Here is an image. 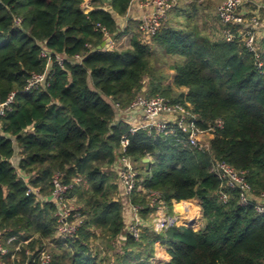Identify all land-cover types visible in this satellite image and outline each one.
<instances>
[{
  "label": "trees",
  "instance_id": "16d2710c",
  "mask_svg": "<svg viewBox=\"0 0 264 264\" xmlns=\"http://www.w3.org/2000/svg\"><path fill=\"white\" fill-rule=\"evenodd\" d=\"M83 1L0 0V104L13 98L0 116V261L38 264L46 249L49 264H160L153 261L159 243L170 256L164 264H264V214L240 206L212 172L213 161L225 162L245 173L255 194L264 193V37L259 68L240 27L229 26L234 38L226 40L228 25L207 0H176L147 40L135 22L116 24L133 0H90L86 14ZM98 24L111 38L132 33L128 46L98 50L105 40ZM41 74L44 81L25 91ZM138 95L188 103L189 120L202 130L222 120L210 153L151 129L132 132L113 105L125 109ZM122 138L137 173L130 201L141 208L138 239L126 231L118 197ZM56 173L80 217L70 238L56 237L49 201ZM154 195L169 215L174 202L197 200L200 227L155 232Z\"/></svg>",
  "mask_w": 264,
  "mask_h": 264
},
{
  "label": "built area",
  "instance_id": "2783aa9c",
  "mask_svg": "<svg viewBox=\"0 0 264 264\" xmlns=\"http://www.w3.org/2000/svg\"><path fill=\"white\" fill-rule=\"evenodd\" d=\"M140 7L144 9V13L136 18L137 28L140 31L143 39L147 40L154 35L162 23L166 20L169 10L175 5V0H137ZM254 4L257 8L264 9L262 5H256L255 0H221L217 6L216 13L219 20L228 25L225 30L226 40L234 38V33L229 26H239L238 35L243 46L255 55L257 66L260 68L263 61L260 60V32L264 29V20L257 14L245 10L246 5ZM93 9L90 0H84L81 4L83 13H88ZM105 9H109L105 7ZM120 17H115L118 25ZM18 25L20 20H15ZM104 36L108 38L109 42L104 47L110 49L118 48V39L111 38L107 30L96 25ZM41 57L46 58L48 64L50 63L49 51L42 49ZM79 60V57H76ZM57 61L61 65L62 58L57 56ZM45 74L33 75L27 82L24 90L29 91L37 87L44 81ZM13 102L12 96L6 102L0 104V116L10 108ZM115 111L118 113L135 111L139 113L141 120L137 124H131V131L136 129H151L156 134L162 135L166 138H175L176 141L183 142L198 150L210 153L209 141L213 138L215 129L222 128L223 122L218 119L214 124L206 130L196 127L193 121L189 118H195L190 113L191 106L186 103V107L180 103H172L162 96L147 97L145 95H138L129 107L122 109L115 103ZM128 140L122 138L121 147L119 149L120 156L115 163V172L117 174L118 182V197L122 202L123 216L125 218L126 231L134 238L139 237V226L141 219L139 217L140 206L131 204L130 196L135 187L136 169L135 164L131 159L125 156ZM145 159L151 160L150 157ZM212 172L221 181L223 187L229 190H234L237 193L238 203L243 207H252L257 214H264V193L255 194L247 180L245 173L237 170L229 164L222 161L212 162ZM62 176L56 173L51 181L52 191L49 201L54 204V217L57 224L56 237L70 238L74 235L80 217L76 212V208L72 203V198L67 196L70 186L64 185L61 180ZM80 180L76 179L74 182L78 183ZM220 199L225 202L228 199V194L224 190L220 191ZM150 206L156 205L155 213L152 216V229L155 232H161L173 225L179 224V216L169 215L164 203L154 195L150 201ZM189 223L194 224L195 220L189 218ZM182 225V224H181ZM5 249L0 246V254H4ZM50 256L46 249L40 250L38 254V264H49ZM0 264H4L0 261Z\"/></svg>",
  "mask_w": 264,
  "mask_h": 264
},
{
  "label": "crops",
  "instance_id": "0c3cea01",
  "mask_svg": "<svg viewBox=\"0 0 264 264\" xmlns=\"http://www.w3.org/2000/svg\"><path fill=\"white\" fill-rule=\"evenodd\" d=\"M262 5L264 6V4L262 3H258L256 2V5ZM256 6L254 4L251 5H246L245 6V10L252 12V10L254 11V8ZM144 9L140 7L139 3L137 0H133L132 3L130 4L128 11L126 13L125 17H120L118 18L119 23H118V27L120 29H123L125 27H127L131 22H135L137 24V22L135 21L136 18H139L144 12ZM261 13V17L264 20V10L260 12ZM132 33H126V34H122L119 38H118V49L121 48H126L128 46L129 40L125 43L122 41V38L126 35H129V39ZM264 37V29L260 32V36H259V40H261ZM123 42V43H122ZM172 72V71H171ZM117 115H120V117L126 121H128L131 124H137L140 122L141 117L139 115V113L135 112V111H129V112H123V113H118V111H116ZM18 161V155L16 154V156L13 158V163L16 165ZM182 202H188L190 203L193 207L192 208H188V212L191 213L192 210L194 211L195 214H197V216H195L196 219V223H199V227L202 223V219H201V212H200V207L198 205V201L195 199H190V200H184L181 201L179 203L174 202L173 203V212L175 213V215L180 216V212H178L176 210V206H178V204L182 203ZM183 205V204H181ZM198 227V228H199ZM156 263H160V264H164L166 262L169 261L170 256L167 252V248L163 247L162 245H160L159 243H157L155 245V256H154Z\"/></svg>",
  "mask_w": 264,
  "mask_h": 264
},
{
  "label": "rangeland",
  "instance_id": "374dc122",
  "mask_svg": "<svg viewBox=\"0 0 264 264\" xmlns=\"http://www.w3.org/2000/svg\"><path fill=\"white\" fill-rule=\"evenodd\" d=\"M184 1V0H183ZM190 0H185V2L187 3V2H189ZM256 2H258V3H262V4H264V0H255ZM175 2H176V0H175ZM207 3V5H206V7L209 5L210 7H212V6H215V8L217 9V6L219 5V3L221 2V0H207L206 1ZM211 9V8H210ZM129 40V35H126V36H124L123 38H122V41L123 42H127ZM122 42V43H123ZM166 72L167 73H169V74H171L172 72L171 71H169V70H166ZM91 87V86H90ZM92 88V87H91ZM184 205H190L191 206V208L193 207L190 203H187V204H184ZM181 205H178V206H176L177 208H176V210H182L181 208H182V206L180 207ZM183 211H185V210H183ZM183 215L184 214H182V217H183ZM189 215H192L193 216V220H195V222H194V224H193V227H190V228H193V229H198V227H199V223H196V219H195V216H197V214H195L194 213V211L192 210V212L189 214ZM181 225V224H180ZM184 226V225H183ZM187 227V226H186ZM154 262H156V260H155V258H154V260H153Z\"/></svg>",
  "mask_w": 264,
  "mask_h": 264
},
{
  "label": "bare ground",
  "instance_id": "6f19581e",
  "mask_svg": "<svg viewBox=\"0 0 264 264\" xmlns=\"http://www.w3.org/2000/svg\"><path fill=\"white\" fill-rule=\"evenodd\" d=\"M181 206H182V208H181L182 210H177L178 212H180L179 224H182L184 226L193 227L192 224H190L189 221H188L190 217L193 219V216L189 215L190 213L188 212V208L189 207L191 208V206L190 205L189 206L188 205H184V204L181 205ZM183 210H185V211H183ZM182 214H184L183 217H182Z\"/></svg>",
  "mask_w": 264,
  "mask_h": 264
},
{
  "label": "water",
  "instance_id": "95a60500",
  "mask_svg": "<svg viewBox=\"0 0 264 264\" xmlns=\"http://www.w3.org/2000/svg\"><path fill=\"white\" fill-rule=\"evenodd\" d=\"M108 42H109V39L106 38V39L101 43V45L97 47V49L100 50V49L104 48V46H105L106 43H108ZM143 162H144V163H148L149 160H148V159H144ZM187 227H190V226H187Z\"/></svg>",
  "mask_w": 264,
  "mask_h": 264
}]
</instances>
